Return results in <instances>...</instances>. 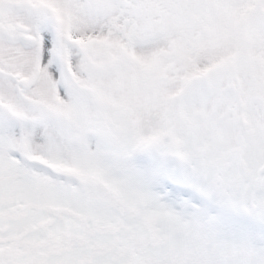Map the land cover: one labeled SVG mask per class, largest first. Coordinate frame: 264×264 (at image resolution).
<instances>
[{"label": "snow or ice", "instance_id": "obj_1", "mask_svg": "<svg viewBox=\"0 0 264 264\" xmlns=\"http://www.w3.org/2000/svg\"><path fill=\"white\" fill-rule=\"evenodd\" d=\"M0 264H264V0H0Z\"/></svg>", "mask_w": 264, "mask_h": 264}]
</instances>
